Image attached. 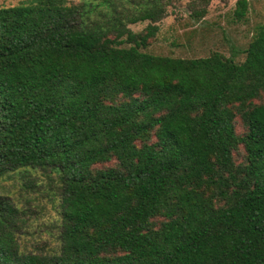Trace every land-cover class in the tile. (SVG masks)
Listing matches in <instances>:
<instances>
[{"label": "trees", "instance_id": "obj_1", "mask_svg": "<svg viewBox=\"0 0 264 264\" xmlns=\"http://www.w3.org/2000/svg\"><path fill=\"white\" fill-rule=\"evenodd\" d=\"M157 11L0 7V176L49 168L60 193L46 254L0 196V264H264V22L228 57H172L125 25Z\"/></svg>", "mask_w": 264, "mask_h": 264}, {"label": "rangeland", "instance_id": "obj_2", "mask_svg": "<svg viewBox=\"0 0 264 264\" xmlns=\"http://www.w3.org/2000/svg\"><path fill=\"white\" fill-rule=\"evenodd\" d=\"M21 0H0L1 6L14 5ZM71 3L85 2L96 10L117 12L157 9L154 20L145 19L127 23L132 32L143 31L145 26L155 25L146 47L140 49L155 55L172 57H200L216 50L228 57L231 47L243 49L257 24L264 22V0H247V12L243 19L231 16L235 0H65ZM203 10L199 18L193 11ZM243 54L233 59L241 61ZM261 101L264 102V97ZM235 131L242 126L238 118ZM0 196L6 197L20 213L17 215L18 231L15 242L19 251L46 254L58 250L60 229L59 186L55 173L49 168L17 169L0 176ZM22 211V212H21Z\"/></svg>", "mask_w": 264, "mask_h": 264}]
</instances>
